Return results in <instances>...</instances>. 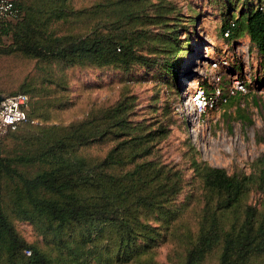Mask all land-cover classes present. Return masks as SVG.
Here are the masks:
<instances>
[{"label": "rangeland", "instance_id": "rangeland-1", "mask_svg": "<svg viewBox=\"0 0 264 264\" xmlns=\"http://www.w3.org/2000/svg\"><path fill=\"white\" fill-rule=\"evenodd\" d=\"M20 16L10 22V31L1 37L0 94L25 93L32 104L38 128H65L92 115L103 114L118 104L127 109L128 121L137 126L135 134L161 129L164 136L153 143V155L174 168L181 186L174 201L158 213L142 215L141 221L154 230L149 248H118L116 237L105 233L108 248H99V258L86 264H184L187 250L197 237L199 223L217 196L205 188L195 165L221 168L229 176L256 174L257 160L264 156V56L241 34L224 40L222 25L231 18L255 8L264 0H127L135 22L125 26L134 34L137 53L144 61L97 67L68 65L25 55L20 50L23 20L32 8L48 9V0H17ZM119 0H66V18L39 22L46 36L86 35L94 28L105 32L116 19L112 2ZM175 32V33H172ZM177 38L189 54L181 60L176 83L161 69L171 41ZM227 58L229 68L220 71L221 88L234 77L246 85L245 95H236L208 113L204 131L195 139L189 136L175 106L189 99L196 89L212 84L205 70L212 59ZM186 93V94H184ZM38 129L22 126L0 138V153L7 158L26 155L36 146ZM115 145L112 136L80 149L88 159H102ZM15 168L27 176L36 167L22 164ZM2 198L8 204L14 182L3 180ZM246 206L260 211L264 207V187L250 185L248 192L230 210L222 223L228 227L242 219ZM7 216L19 236L47 256H55L56 243L41 233L39 226L19 220L6 207ZM65 239H77V234ZM132 254L126 261L125 254ZM220 247L210 251L199 264H219ZM249 264H264V253L252 256Z\"/></svg>", "mask_w": 264, "mask_h": 264}, {"label": "trees", "instance_id": "trees-1", "mask_svg": "<svg viewBox=\"0 0 264 264\" xmlns=\"http://www.w3.org/2000/svg\"><path fill=\"white\" fill-rule=\"evenodd\" d=\"M48 1L47 10L32 8L36 12L28 13L22 22L19 43L25 55L97 67H127L144 61L134 48V34L125 28L135 22L127 0L112 2L116 19L105 32L94 28L86 35L65 36H46L38 29L39 22L45 25V21L66 18V0ZM16 4L19 9L18 1ZM9 31L10 23L1 26L0 37ZM221 31L222 36L228 31L227 38H223L232 41L246 34L250 44L264 56L263 2L227 20ZM171 42L161 69L176 83L181 60L190 50L188 39L184 51L177 38ZM204 89L207 91L208 87ZM31 107L32 104L29 116L34 118ZM126 113L124 104H118L65 128L25 125L38 129L34 150L16 158L0 153V264H86L100 257L99 248H108L104 245L105 233L116 237L115 242H110L118 248H142V243L143 248H149L154 230L142 223L141 216L162 212L177 197L181 180L174 168L153 155V142L161 139L164 132L158 129L135 134L138 128L128 121ZM107 136H112L115 145L102 159L92 160L79 154L81 148ZM17 164L36 167L37 171L27 176L15 168ZM194 165L203 186L217 200L202 216L184 264H199L217 246L221 250L219 264H249L252 256L264 253V207L258 211L246 206L242 219L228 227L221 219L252 183L264 187V156L257 160L256 174L250 176H229L221 168ZM5 179L15 185L6 205L2 198ZM6 207L19 220L37 225L41 233L51 236L57 246L55 256H47L20 237ZM74 233L76 240L65 239ZM132 254H125L126 261Z\"/></svg>", "mask_w": 264, "mask_h": 264}, {"label": "built area", "instance_id": "built-area-1", "mask_svg": "<svg viewBox=\"0 0 264 264\" xmlns=\"http://www.w3.org/2000/svg\"><path fill=\"white\" fill-rule=\"evenodd\" d=\"M16 3L17 0H0V28L19 18L20 12ZM228 34L227 31L223 36L227 38ZM229 65L230 61L227 58L212 59L205 70V76L212 84L211 93L208 94L204 87H200L189 95L187 101L182 104L180 102L175 106V110L190 137L193 136L196 139L199 132L204 131L209 112L219 105L227 103L229 98L247 93L245 83L237 77L230 81L228 87L221 88L220 71L229 68ZM30 104L29 96L24 93L7 95L0 100V138L22 126H37L39 124L37 119L29 116ZM25 254L29 255L28 252Z\"/></svg>", "mask_w": 264, "mask_h": 264}, {"label": "water", "instance_id": "water-1", "mask_svg": "<svg viewBox=\"0 0 264 264\" xmlns=\"http://www.w3.org/2000/svg\"><path fill=\"white\" fill-rule=\"evenodd\" d=\"M4 97V95L0 94V100Z\"/></svg>", "mask_w": 264, "mask_h": 264}]
</instances>
